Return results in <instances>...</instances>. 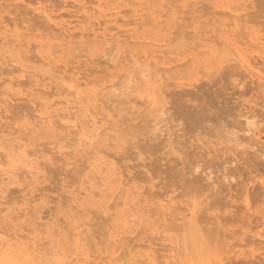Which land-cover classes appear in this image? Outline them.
<instances>
[{
  "label": "rangeland",
  "instance_id": "obj_1",
  "mask_svg": "<svg viewBox=\"0 0 264 264\" xmlns=\"http://www.w3.org/2000/svg\"><path fill=\"white\" fill-rule=\"evenodd\" d=\"M106 1L111 6L105 3ZM185 1L0 0V144H2L0 145V162L1 159L6 162L8 157L1 158V156L7 155L9 153L7 150L10 148L11 151L19 143H27L25 145L27 151L32 153L34 150L36 152L29 158L38 154L36 155L37 159L34 158L33 160L32 173L28 169L25 170L26 168L20 167L24 174L21 170L18 171L16 183L13 182L16 180L15 178L14 180L13 178H6L4 171L2 172V169L9 168L10 164L6 165L9 161L6 163L1 162L2 165L0 163V193H2L0 195V237L9 236L12 242L16 243L18 241L17 243L24 248L19 253L6 250L7 252H4L6 255L0 259V263L19 264V261L25 262L27 260L25 256L34 250L30 247L33 246V243H35L34 245L39 243L40 246L39 244L36 245L39 246L38 251L40 252H38L40 256L38 261L43 258V264H57L54 258L57 251L54 250L63 249L73 259L76 257L77 252L72 253L70 250H73L77 244H82L77 251L83 253L78 252L79 260L76 261L77 264H264V0H224L223 2L226 1L225 4L221 2L222 0H187V3ZM228 2L231 4L228 5ZM83 4L85 5L84 8H82ZM107 5L110 8L107 9ZM44 11H46V14ZM87 11H89V14ZM47 14L51 18L46 16ZM231 40L232 42L235 41L237 47L234 44L231 45ZM32 43L33 45H31ZM228 43L230 44L228 45ZM213 46L218 51L217 53L212 54L209 52ZM230 47L238 48V50H235L238 55L242 54L240 49L242 52L246 51L245 56H249L250 62L254 66V72L257 73L253 74L252 71V73L249 71L250 69L248 71L247 68L244 69L245 67L243 68L242 63L238 62L235 52H232L234 50H230ZM192 49L198 54L201 53L196 55ZM206 49L210 54L205 52ZM203 50H205V53ZM146 52L150 54L149 56L151 54L152 56L153 54L159 55L158 60L165 59L168 62L169 65L161 64L163 67L159 64L160 68H172L171 65L178 63L177 66H179L186 61H189L188 64L191 63V65H186V62L185 66L177 67L171 71V77L169 76L170 71V73L164 72V74L161 72V76H166V78L164 76L163 78L167 82L165 79H161L162 77L160 80L162 82L164 80L167 86L165 88V82H161L162 84L159 85L160 91H156L155 86L142 76H140L142 78H139L141 80L139 81V87L131 89L126 94L119 93L115 89L110 90L108 86L117 81L118 74L127 72L125 67H129L127 62L135 61L139 58V54H141V60L146 59L147 56L145 55H148ZM159 53H162L163 56ZM190 53L192 54L190 55ZM185 55L193 60L190 62ZM168 56H172L173 59ZM179 57L183 58L182 61L179 60ZM229 57L233 59L230 60ZM156 59L153 57L151 61L153 60L156 63ZM225 59L227 61H223ZM238 65L242 67L240 68ZM122 67L123 70L124 67L126 69L123 72H121ZM156 68L157 65L152 68L153 70L151 69L152 72ZM104 79L106 80L104 81ZM78 81L80 84L77 85L76 82ZM172 81L178 84L173 85ZM104 82L106 84L103 86ZM168 82H171L172 85ZM74 84L76 87L71 88ZM74 89H79L82 98L84 96L90 98L94 96L90 100V103L95 102L91 108L93 111L98 112L97 119L102 120L100 125L102 129L100 127L98 131L100 129L104 130V126L107 127V131L104 130L105 135L102 131L103 136H99L101 138L97 137L98 134L97 136L94 135L100 141L102 139L101 142L95 137L94 139L91 138V142L90 140L89 142L86 140L87 143L86 141L81 142L83 136L78 135V132L75 134L80 127H88V124L92 123L89 122L90 115H88L89 113L85 108H71L76 104L70 107L65 103L64 99H74L76 93L71 96ZM150 89L154 91V95ZM189 91L191 92L190 96L187 93ZM184 93L185 95H183ZM173 94L174 96H172ZM177 94L178 96L175 98ZM166 95L167 97H165ZM179 95L181 96L179 97ZM157 97V103L152 106L149 100ZM195 97H198V100ZM173 99L175 100L173 101L175 106L182 103V100L195 99V103H203L202 105L206 109L201 108L202 106L200 110L198 108L195 123L190 121L193 122V125L190 123L186 127L188 123H185V125L178 124V120L181 119L182 122H187L186 118L184 120V116L181 117V114L178 113L179 111L183 112L181 108L177 106L178 108L175 107L173 110L178 109V112L171 111V108L174 107L173 102L171 103ZM180 99L182 100L179 101ZM97 100L98 103H96ZM50 103L54 106L52 107ZM187 103L192 105L193 102L187 101ZM169 106L172 107L169 108ZM145 108L147 110H144ZM160 108H168L169 111H166L167 113L161 112ZM53 109L56 112H53ZM73 110H76L75 113ZM99 110H101V113ZM67 112H70L71 115H67ZM170 112L173 115H171L172 119L176 118L174 121L169 120V118L171 119ZM43 113H47V115L45 114L42 118ZM72 113L74 114L72 115ZM61 114L62 116H60ZM46 116H54L50 118L51 121L55 122L51 123V125L54 124V128L52 126L50 130L46 129L44 122ZM28 118L30 119L28 120ZM69 118L76 119L68 122L71 120ZM164 118H167V120ZM38 119L42 120L38 121ZM79 121H82L81 124ZM116 121L119 125L116 124ZM35 123H40L41 127L43 126L44 128H42L46 130L42 131L43 129L39 128L40 125H35ZM74 123L78 125L75 127L76 130L70 125ZM135 123L138 126H135ZM110 124L112 125L110 126ZM113 124L117 128H114ZM24 125L26 129L23 127ZM65 125L66 127H64ZM21 127L25 131L20 130ZM31 127L32 131H29L28 128ZM15 128L17 130H14ZM64 128L67 130L65 133ZM39 129H42V134ZM71 129L72 132H70ZM67 132H69V135ZM2 133L4 136H1ZM23 135H25L24 138ZM65 135L67 136L65 137ZM5 137L11 138L5 140ZM16 143L18 144L16 145ZM58 143L60 145L61 143L62 145L66 144V146L63 145L64 147H60L59 150ZM5 145H8L7 148ZM149 146H152L153 149ZM172 146L176 153H181L182 159L185 160L184 164L189 161L192 162L193 159L195 165H191V168L193 169L197 165V169L196 167L195 170L193 169L195 171L193 174H196V171L199 170V172H203L200 173V176L202 178L205 176L204 179H200L202 182L200 181L201 185L198 186L199 188L197 187L198 191L196 182L192 184L191 181V183H182L183 186L180 188L189 191V194L184 195L186 199L182 196L183 199L189 201L187 207H191L190 202L192 205L194 200L201 202L200 200H205L206 196L208 197L207 201H202L204 204L206 203L209 211L204 210L205 213L203 212L205 215L202 216H205L206 220L201 222V224L204 223L199 236L194 235V233H191V236L188 231L183 229L165 228L166 226L160 225L163 222L160 216L165 217V214L167 215L170 212V210L167 211V207L164 205L170 199L166 194L172 193L173 186L171 184L174 183V178L176 182L178 181L176 175H179L178 173L185 166L178 160L177 154L170 152ZM232 148L234 149L232 150ZM47 149H50V151ZM146 149L148 154L147 152L143 153ZM97 152L103 158L105 157L104 159L110 158V165L107 166L112 172L107 170L109 176H107L106 170H103V174L100 172L101 175L99 173V171H102L100 167L95 169L98 166L94 162ZM141 152L142 156H139ZM192 157L197 160L195 161ZM223 157H226V159ZM149 163H151L152 168ZM148 166L150 168H147ZM37 169L39 172H37ZM102 169H105L104 166ZM117 169H119V172ZM178 169H180V172H178ZM211 170L212 172H210ZM204 171H207V173ZM26 173L30 176L34 173L35 175L32 176L34 178L32 179ZM117 173L120 176L123 175L122 178L118 177ZM22 174L28 177L23 178ZM207 174L212 175V178L208 177ZM1 175L4 176V179ZM130 178H135L134 181L138 182L135 184L136 186ZM163 178H165L164 180L171 178L172 183L168 182L170 180L164 181ZM107 179L111 181L105 184ZM121 180H124V185L126 184L124 187ZM212 180L215 184L220 182L216 187L220 188L222 186L223 191L221 194L224 193V196L227 194L228 197L223 196V199L219 194L218 197L221 199L218 198V202L217 200L214 201L216 195L214 196L213 193L210 195V192L209 195H206L209 193L206 187L207 182ZM118 181H121V183ZM158 181L161 183L159 184ZM112 182L117 184L113 183L111 185ZM127 182L130 183L129 186ZM165 183L171 185V187L168 185L171 190L165 186ZM164 187L169 189L170 192L167 193ZM174 187L176 189V186ZM202 187H204L203 190H201ZM193 188L194 190H192ZM211 188L209 187V189ZM129 189L133 194H128L130 193ZM132 190L134 191L132 192ZM145 190L149 193L144 192ZM137 191L139 193L141 191L143 195H138ZM150 191H155L153 192L155 194L158 192L156 194L158 199H155V194L153 195ZM150 194L153 196H150ZM145 197H154L158 204H163L164 215L161 210L148 212L149 209H152V207L154 209L157 206L153 203L148 205L144 201ZM78 198L81 200H78ZM114 198H116L115 201ZM141 198L144 200L140 201ZM182 198L179 197L176 201ZM154 199L151 201L153 202ZM4 201L7 203H4ZM135 201L137 207L134 204ZM186 201L180 203L181 207L176 208L175 213H183L185 206L182 205H185ZM130 203L133 204L131 208ZM210 204L212 207L209 206ZM175 205L171 208L172 210L176 207ZM23 206L25 207L22 208ZM142 208L145 213L140 212ZM239 209L241 210L239 211ZM172 210L171 213L174 212ZM130 212L134 215H146L148 218H143V221L138 220L137 217L132 218ZM100 214H103L102 217ZM177 215L180 216V214ZM210 215L212 218L218 216L224 222V224L222 222L223 227L229 223H227L228 219L229 224L232 222L233 227L232 224L225 226L224 228L227 229L222 230V232L224 231L223 234H220V231L218 233L212 231L211 235L213 237L211 236L210 240V230L204 228L208 227L205 226L207 225L205 223L208 221L207 217H211ZM232 215L234 218H232ZM212 218L209 222L214 219ZM133 219L135 221L132 222ZM137 221H142V223H136ZM209 225V227L212 226ZM78 226L80 230H77L79 229ZM241 227L242 229H239ZM49 230L51 231L49 232ZM231 230L232 232H230ZM17 231L18 237H12V234L14 235V232ZM244 232L249 237L248 239ZM207 233L209 237H207ZM241 233L242 235H240ZM75 234L78 236H75ZM235 234L236 236H234ZM82 237L87 239L82 240ZM170 237H172V241ZM200 237H203V239ZM238 237H240L239 240ZM51 240H55L59 247L56 248V244ZM238 242L240 243L238 244ZM209 245L212 246L209 248ZM25 249L30 250V252Z\"/></svg>",
  "mask_w": 264,
  "mask_h": 264
},
{
  "label": "bare ground",
  "instance_id": "obj_2",
  "mask_svg": "<svg viewBox=\"0 0 264 264\" xmlns=\"http://www.w3.org/2000/svg\"><path fill=\"white\" fill-rule=\"evenodd\" d=\"M187 1V0H186ZM185 1V2H186ZM221 1V0H220ZM224 0H222L221 2L222 3H224L225 4V2H223ZM228 1V0H227ZM230 1V0H229ZM233 1V0H232ZM105 3H108L107 1L105 2ZM187 3V2H186ZM229 3V2H228ZM108 4H110V3H108ZM231 3H229L228 5H230ZM100 5V4H99ZM101 5H103V4H101ZM53 6V5H52ZM108 6V5H107ZM110 6H111V4H110ZM110 6H108L107 7V9L108 8H110ZM47 7V6H46ZM85 7V5L83 4V7L82 8H84ZM187 7V6H186ZM229 7V6H228ZM231 7V6H230ZM102 8H104V7H102ZM115 8V7H114ZM49 9V8H48ZM86 9V8H85ZM113 9V8H112ZM111 10V9H110ZM48 11V10H47ZM45 12V14H46V11H44ZM89 11H87V13H88ZM89 14V13H88ZM92 15V14H91ZM46 16H49L48 14L46 15ZM30 17V16H29ZM90 17V16H89ZM49 18H51L50 16H49ZM34 19V18H33ZM7 33V32H6ZM97 33V32H96ZM18 38V37H17ZM100 38V37H99ZM19 39H20V37H19ZM18 39V40H19ZM22 39V38H21ZM17 40V39H16ZM15 41V40H14ZM165 41V40H164ZM21 42V41H20ZM229 42V41H228ZM234 42V43H233ZM232 42V40L230 41V43H231V45H235L236 47H237V44H235V41H233ZM48 43V42H47ZM230 43H228V45L230 44ZM21 45H22V43H21ZM20 45V46H21ZM31 45H33V43L31 44ZM41 45V44H40ZM39 45V46H40ZM43 45V44H42ZM219 46H221V45H219ZM139 47V46H138ZM233 47V46H232ZM232 47H230V50L231 49H233L234 51H232L234 54H236V51L235 50H238V48L237 49H234V48H232ZM239 47V46H238ZM191 48V47H190ZM203 48V47H202ZM207 48H209V47H207ZM229 49V48H228ZM240 49V48H239ZM140 50V49H139ZM193 50V49H192ZM196 50V49H195ZM211 50V51H210ZM209 50V52L210 53H212V54H214V53H217L218 51H216V49H215V47L213 46V48H211ZM221 50V49H220ZM219 50V51H220ZM142 51V50H141ZM158 51V50H157ZM191 51V50H190ZM194 51V50H193ZM193 51H192V53H193ZM205 50H203V52H204ZM208 50L206 49V51L205 52H207ZM54 52V51H53ZM163 52V51H162ZM195 53L194 54H196V55H199L201 52H199V54L196 52V51H194ZM204 52V53H205ZM209 52H207L208 54H210ZM238 52V51H237ZM240 52L243 54H236L235 56L237 57V59L239 60L238 62H240V63H242V65H243V68L244 69H246L247 68V71H248V69H250L249 71L251 72H253V74L254 73H257V72H254V66H253V64L250 62V59H249V56H245V54H246V51H241V49H240ZM147 53V52H146ZM154 53V52H153ZM192 53H190V55L192 54ZM54 54H56V53H54ZM148 55H145V56H147V58L146 59H144V60H141V54H139L138 56H139V58H137L135 61L133 60L132 62L131 61H129V62H127V63H129V67H127V66H125L126 67V69H127V72H123L124 70H126L125 69V67H124V70H123V67H122V71L121 72H123V74H118L119 75V78H118V76H116L115 78L117 79V81L116 82H114V83H111L110 84V86H108V88H110V90L112 89H115V90H117V92H119V93H124V94H126L127 92H129L131 89H135L136 87H139V81H141L139 78H144L145 77V79H147V80H149V82H151V84L153 85V86H155V89H156V91L158 90V91H160L161 90V88H159L160 86V84H162V83H164L165 81L163 80V82H162V80H160V78L161 79H165L166 78V76H164V75H162L161 76V74L163 73L164 74V72H171L172 70H174V69H176L177 67H183V66H185V63H186V65L188 64V62L189 61H186V59L187 60H190V58H187V56H186V59H185V61L186 62H183V63H181L179 66H177L178 65V63H176L175 65H171L170 67H172V68H169V67H167V68H162L163 66V64L164 65H166V64H168V62L165 60V59H162V60H158V56H156L155 54H153V56H152V54H151V56H149L150 54L149 53H147ZM159 54H161L162 55V53H159ZM183 54V53H182ZM193 54V55H194ZM248 54V53H247ZM156 57H155V56ZM192 55V56H193ZM196 55H194V56H196ZM51 56V55H50ZM137 56V57H138ZM142 56H143V58H144V55H143V53H142ZM149 56V57H148ZM163 56V55H162ZM167 56V55H166ZM193 56V57H194ZM226 56V55H225ZM157 58L156 60V63L153 61H151V59L152 58ZM169 57V56H168ZM168 57H166V58H168ZM172 57V56H171ZM171 57H169V58H171ZM181 57V56H180ZM179 57V58H180ZM189 57V56H188ZM165 58V57H164ZM175 58V57H174ZM195 58V57H194ZM225 58V57H224ZM230 58V60L231 59H233V58H231V57H229ZM46 59H47V57H46ZM129 59V58H128ZM130 59H132V58H130ZM172 59H173V57H172ZM181 59H183V58H180L179 60L180 61H182ZM227 59V58H226ZM223 60V61H227V60ZM236 59V60H237ZM23 60V59H22ZM52 60V59H51ZM50 60V61H51ZM63 60H64V58H63ZM168 60V59H167ZM175 60V59H174ZM174 60H172V61H174ZM191 60H193L192 58H191ZM191 60H190V62H191ZM195 60V59H194ZM198 60V59H197ZM229 60V59H228ZM124 61V60H123ZM170 61H171V59H170ZM170 61H169V63H170ZM196 61V60H195ZM234 61V60H233ZM53 62V61H52ZM229 62V61H228ZM228 62H226V63H228ZM237 62V63H238ZM51 63V62H50ZM65 63V62H64ZM127 63H126V65H127ZM240 63H238L239 65H240ZM155 64V65H154ZM162 66L161 68L159 67L160 65ZM170 64H172V62L170 63ZM174 64V63H173ZM236 64V63H235ZM256 64V63H255ZM254 64V65H255ZM120 65V64H119ZM122 65V64H121ZM124 65V64H123ZM157 65V68H156V70H154V72H152V68H154L155 66ZM159 65V66H158ZM169 65V64H168ZM189 66L191 65V63L190 64H188ZM238 65V67H240ZM262 65V64H261ZM216 66V65H215ZM227 66V65H226ZM232 66V65H231ZM118 67V66H117ZM208 67V66H207ZM230 67V66H229ZM242 67V66H241ZM240 67V68H241ZM129 68V69H128ZM160 68V69H159ZM202 68V67H201ZM200 68V69H201ZM204 68V67H203ZM227 68V67H226ZM152 69V70H151ZM202 70V69H201ZM117 71H118V69H117ZM200 71V70H199ZM203 71V70H202ZM256 71V70H255ZM262 71V70H261ZM264 71V70H263ZM119 72V71H118ZM162 72V73H161ZM169 72V73H170ZM187 72V71H186ZM205 72H206V68H205ZM210 72V71H209ZM251 72V73H252ZM116 73V72H115ZM152 73V74H151ZM161 73V74H160ZM258 73H259V71H258ZM74 74H76V73H74ZM171 74H172V72L170 73V77H171ZM204 74V73H203ZM207 74V73H206ZM260 74V73H259ZM257 75V74H256ZM261 75V74H260ZM75 76V75H74ZM109 76H110V73H109ZM112 76V75H111ZM140 76H142V77H140ZM163 76L165 77V78H163ZM175 76V75H174ZM75 78V77H74ZM73 78V79H74ZM169 78V77H168ZM80 79V78H79ZM112 79V78H111ZM111 79H109V81H111ZM114 79V78H113ZM171 79V78H170ZM202 79V78H201ZM78 80V79H77ZM77 80H74V81H77ZM80 80H82V79H80ZM97 80V79H96ZM106 79H104V81H105ZM108 80V79H107ZM166 80V79H165ZM102 81V80H101ZM114 81V80H113ZM93 82V81H92ZM162 82V83H161ZM166 82H167V80H166ZM166 82L164 83V87L166 88ZM173 82V81H172ZM75 83V82H74ZM77 83V85L78 84H80L79 83V81L78 82H76ZM96 83V82H95ZM100 83V82H99ZM169 83V82H168ZM171 83V82H170ZM169 83V84H170ZM174 83V82H173ZM106 83L104 82L103 83V86L105 85ZM150 84V83H149ZM150 84V85H151ZM175 84H178V83H174L173 85H175ZM185 84V83H184ZM193 84V83H192ZM95 85V84H94ZM149 85V86H150ZM170 85H172V84H170ZM182 85V87H183V83L181 84ZM180 85V86H181ZM188 85V84H187ZM194 85H196V84H194ZM71 86V85H70ZM153 86H151L153 89H154V87ZM162 86V85H161ZM169 86V85H168ZM179 86V87H180ZM197 86H199V85H197ZM204 86V85H203ZM76 87V85L74 84V85H72L71 86V88H75ZM163 87V86H162ZM177 87V86H176ZM99 88V87H98ZM104 88H106V87H104ZM151 88V89H152ZM158 88V89H157ZM165 88H163V89H165ZM101 89V88H100ZM150 89V90H151ZM186 89V88H185ZM201 89V88H200ZM104 90V89H103ZM114 90V91H115ZM173 90V89H172ZM171 90V91H172ZM174 90H175V92H176V89H175V86H174ZM179 90V89H178ZM182 90V89H181ZM72 91V90H71ZM152 91V90H151ZM183 91H185V90H183ZM68 92V91H67ZM169 92V91H168ZM179 92V91H178ZM74 93H76V95H75V97H74V99L72 100L71 98H68L67 96H66V99L67 100H65L64 99V101H65V103H67L70 107L73 105V104H76L75 106L73 105L71 108H85L86 109V111H88V115H90L89 117H90V119H89V122H91L92 124H88V127H84V126H82V127H80V129H78L76 132H75V134L78 132V135H80V136H83V138L81 139V142H83V141H86V140H88V142H89V140H90V142L92 141L91 140V138H93L94 139V135L96 134V136H97V134H98V136L97 137H99V136H101L102 134V131H103V135H105L104 134V130H106V128L107 127H105L104 126V130H101L102 129V127L100 126L101 125V122H102V120L101 119H97V114H98V112H96V111H93V109L91 108L93 105H94V103L95 102H93V103H90V100L94 97H92V98H90L89 96H84L83 98L81 97V92L79 91V89H74V91H72V95L71 96H74L73 94ZM140 93V92H139ZM164 93H166V92H164ZM173 93V92H172ZM187 93H189V95L188 96H190V91L189 92H187ZM187 93H186V95H187ZM196 93V92H195ZM5 94V93H4ZM152 94L154 95L155 93H154V91H152ZM166 94H168V93H166ZM176 94V93H175ZM203 94V93H202ZM1 95H3V94H1ZM67 95V94H66ZM70 94L68 93V96H69ZM138 95V94H137ZM140 95V94H139ZM183 95H185V93L183 94ZM193 95V94H192ZM92 96V95H91ZM172 96H174V94L172 95ZM178 96V94L175 96V98ZM181 95H179V97H180ZM143 97V96H142ZM161 97V96H160ZM165 97H167V95L165 96ZM63 98V97H62ZM76 98V99H75ZM115 98V97H114ZM114 98H112V99H114ZM140 98H141V95H140ZM169 98V97H168ZM167 98V99H168ZM174 98V97H173ZM174 98V99H175ZM194 98V97H193ZM196 98V97H195ZM198 98V97H197ZM196 98V99H197ZM78 99V100H77ZM150 99V98H149ZM157 99H158V97L157 98H153V99H151V100H149V103H151V105L152 106H154L156 103H157ZM171 100V103L173 102V101H175V100ZM179 99V98H178ZM183 99H184V97H183ZM2 100V99H1ZM6 100V99H5ZM61 100V99H60ZM60 100H58V101H60ZM94 100H96V99H94ZM101 100V99H100ZM120 100H122V99H120ZM126 100V99H125ZM182 99H180L179 101H181ZM186 101H184V100H182V103H179V105H177L179 108H181V111H183L182 113L179 111H177L178 109V107L177 106H175V102H173L172 103V105L174 104V107H170L169 106V108H171V111H177L179 114H181L180 116L181 117H183L184 116V120H185V118H186V120H187V122H182V119L181 118H178V119H181V120H178L177 122H178V124H180V125H185V123H188L187 125H186V127L191 123L190 121H195V119H196V117L198 116V108H199V110L201 109V108H203L204 107V105H202V104H197V103H195V99L193 100V99H185ZM198 100V99H197ZM4 101V100H3ZM56 101V100H55ZM54 101V102H55ZM118 101V100H117ZM146 101H147V99H146ZM177 102H178V100H176ZM187 101L189 102V101H191V103H192V105H190V103L188 104L187 103ZM201 101H203V100H201ZM45 102V101H44ZM52 102V101H51ZM62 102V101H61ZM60 102V103H61ZM120 102V101H119ZM126 102H127V100H126ZM125 102V103H126ZM169 102V101H168ZM204 102V101H203ZM207 102V101H206ZM206 102H205V105H206ZM7 103V102H6ZM59 103V102H58ZM63 103V102H62ZM96 103H98V100H97V102ZM148 103V102H147ZM148 103V104H149ZM10 104V103H9ZM9 104H8V106H9ZM51 104V106H52V103H50ZM50 104H48V106L50 105ZM53 104H56V103H53ZM66 104V106L69 108V106ZM144 105H146L145 103H143ZM176 104H178V103H176ZM188 104V105H187ZM5 105V104H4ZM44 105V104H43ZM42 105V106H43ZM101 105V104H100ZM150 105V104H149ZM41 106V107H42ZM45 106L47 107V105H46V102H45ZM54 106V105H53ZM52 106V107H53ZM56 106V105H55ZM65 106V107H66ZM102 106V105H101ZM117 106V105H116ZM138 106V105H137ZM141 106V105H140ZM202 106V107H201ZM207 106V105H206ZM7 107V106H6ZM50 107V106H49ZM104 107V106H103ZM144 107V106H143ZM175 107H177L176 109L177 110H173V108H175ZM201 107V108H200ZM51 108V107H50ZM56 108V107H55ZM62 108H64V107H62ZM97 109H98V107H96ZM117 108H118V106H117ZM142 108V107H141ZM147 108V107H146ZM144 109V110H147V109ZM205 109H206V107H204ZM67 109V108H66ZM84 109V110H85ZM123 109V108H122ZM143 109V108H142ZM161 109V108H160ZM168 108H163V109H161V112H168L169 111V109L167 110ZM19 110H21V109H19ZM40 110V109H39ZM38 110V111H39ZM43 110V109H42ZM41 110V111H42ZM90 110V111H89ZM102 110V109H101ZM101 110H99V112L101 111ZM106 110V109H105ZM125 110V109H124ZM135 111H136V108L134 109ZM150 110V109H149ZM203 110V109H202ZM2 111V110H1ZM55 111V109H53V112ZM67 111V110H66ZM72 111V110H71ZM76 111V110H75ZM75 111L73 110V112L75 113ZM92 111V112H91ZM141 111V110H140ZM20 112H22V111H20ZM56 112V111H55ZM139 112V111H138ZM142 112H145V111H142ZM142 112H140V113H142ZM166 112V113H167ZM22 113H24V112H22ZM68 114L67 115H71L70 114V112H67ZM74 113H72V115L74 114ZM77 113V112H76ZM84 113H85V111H84ZM101 113V112H100ZM99 113V114H100ZM118 113V112H117ZM134 113V112H133ZM149 113V112H148ZM171 113V112H170ZM169 113V114H170ZM205 113V112H204ZM46 115H47V113H45ZM44 113H43V115H42V118H43V116L45 115ZM63 114V113H62ZM62 114L60 115V116H62ZM104 114V113H103ZM135 114H136V112H135ZM144 114V113H143ZM169 114H168V116H169ZM26 115H28V114H26ZM64 115V114H63ZM66 115V116H67ZM78 115H79V113H78ZM77 115V116H78ZM106 115V114H105ZM123 115V114H122ZM130 115V114H129ZM172 115V113L170 114V116ZM183 115V116H182ZM75 116H76V114H75ZM100 116V115H99ZM132 116V115H131ZM134 116V115H133ZM169 116V117H170ZM173 116V115H172ZM172 116H171V119L169 118V120H175L174 118L172 119ZM203 116V115H202ZM207 116V115H206ZM27 117V116H26ZM36 117V116H35ZM51 117H54V116H46V118H45V124H46V129L47 130H50L51 129V127L54 125H51V123H55V122H53V121H51ZM59 117V116H58ZM74 117V116H73ZM81 117V116H80ZM88 117V118H89ZM104 117V116H103ZM175 117V116H174ZM65 118V117H64ZM67 118V117H66ZM78 118V117H77ZM82 118H83V116H82ZM121 118V117H120ZM131 118V117H130ZM210 118V117H209ZM30 118H28V120H29ZM34 119V118H33ZM49 119V120H48ZM55 119V118H54ZM69 119H71V120H69ZM68 120V122H70V121H74L76 118H74V120L72 119V118H69ZM165 119V118H164ZM211 119V118H210ZM26 120V119H25ZM40 119H38V121H39ZM42 120V119H41ZM40 120V121H41ZM82 120V119H81ZM128 120V119H127ZM165 120H167V118L165 119ZM27 121V120H26ZM63 121H65V120H63ZM82 121H84V120H82ZM81 121V122H82ZM126 121V120H125ZM189 121V122H188ZM29 122V121H28ZM32 122V121H31ZM66 122V121H65ZM80 122V121H79ZM81 122H80V124H81ZM112 121L110 120V123H111ZM135 122V121H134ZM192 122V123H193ZM78 123V122H77ZM77 123H74V124H70V125H72V127L73 128H75L76 126H78L77 125ZM86 123H87V121H86ZM115 123V122H114ZM123 123V122H122ZM126 123V122H125ZM127 123H129V121H127ZM133 123V122H132ZM131 123V124H132ZM140 123V122H139ZM191 123V124H192ZM195 123V122H194ZM30 124V123H29ZM33 124V123H32ZM31 124V125H32ZM37 123H35V125H36ZM39 125H40V123H38ZM37 124V125H38ZM43 124V123H42ZM58 124V123H57ZM61 124V123H60ZM116 124H117V121H116ZM134 124V123H133ZM136 124V123H135ZM154 124V123H153ZM160 124V123H159ZM165 124V123H164ZM177 124V125H178ZM69 125V124H68ZM67 125V126H68ZM112 124H110V126H111ZM114 126H115V124H113ZM117 125H119V124H117ZM121 125H123V124H121ZM180 125H178V126H180ZM193 125V124H192ZM191 125V126H192ZM90 126V127H89ZM108 126V125H107ZM110 126H109V128H110ZM124 126H125V124H124ZM135 126H138L137 124L135 125ZM213 127H215L214 125H212ZM218 126V125H217ZM24 128H25V125L23 126ZM36 127V126H35ZM39 127V126H38ZM43 127V126H42ZM41 127V125H40V127L39 128H42ZM64 127H66V125L64 126ZM85 129H84V128ZM101 127V131L99 130L98 131V129ZM175 127V126H174ZM185 127V128H186ZM225 127V126H224ZM24 128H22L21 127V129L20 130H23V131H25L24 130ZM44 128V127H43ZM42 128V129H43ZM53 128H54V126H53ZM72 128V129H73ZM87 128H89V129H87ZM114 128H117L116 126L114 127ZM124 128V127H123ZM123 128H122V130H123ZM126 128V127H125ZM26 129V128H25ZM31 129V130H30ZM34 129V128H33ZM42 129H39L40 130V133H41V130ZM45 129V130H46ZM72 129H71V131L70 132H72ZM14 130H17L16 128L14 129ZM28 130L29 131H32V127L31 128H28ZM44 129L42 130V131H45ZM74 130V129H73ZM75 130H76V128H75ZM120 130V129H119ZM129 130V129H128ZM169 130V129H168ZM182 130V129H181ZM67 130H65V128H64V133L66 132ZM107 131V130H106ZM178 131V130H177ZM184 131V130H183ZM2 132V131H1ZM14 132H16V131H14ZM13 132V133H14ZM99 132H100V135H99ZM123 132V131H122ZM30 133V132H29ZM68 133V135H69V132H67ZM91 133V134H90ZM235 133H236V131H235ZM15 134V133H14ZM42 134V133H41ZM145 134V133H144ZM185 134V133H184ZM46 135V134H45ZM102 135V136H103ZM106 135H108V134H106ZM241 135V134H240ZM1 136H4V134L2 133L1 134ZM14 136V135H13ZM39 136V135H38ZM67 135H65V137H66ZM101 136V137H102ZM185 136V135H184ZM17 137V136H16ZM25 137V135H23V138ZM70 137V136H69ZM84 137H85V139H84ZM97 137H95V138H97ZM101 137H99V138H101ZM104 137H106V136H104ZM182 137V136H181ZM258 137V136H257ZM7 138L8 137H5V140H7ZM9 138H11V137H9ZM8 138V139H9ZM14 138V137H13ZM18 138V137H17ZM37 138V137H36ZM63 138V137H62ZM99 138H97L99 141H100V139ZM138 138V137H137ZM180 138V137H179ZM21 139V138H20ZM27 139V138H26ZM117 139V138H116ZM115 139V140H116ZM10 140V139H9ZM8 140V141H9ZM178 140V139H177ZM77 141L78 142H80L78 139H77ZM95 141V140H94ZM97 141V140H96ZM101 141H102V139H101ZM100 141V142H101ZM131 142H132V140H130ZM264 142V141H263ZM86 143H87V141H86ZM144 143H146L145 141H144ZM18 143H16V145H17ZM27 144V143H26ZM25 143L24 144H21V143H19L14 149H16V150H14L13 148H12V150L10 151V148H9V150H7V151H9V153L6 155V154H4L3 156H1V158L2 157H4V156H6V157H8L6 160V162H8L6 165H8V164H10V166H9V168L8 167H6V165H5V167L6 168H8V169H2V172L4 171V175H6V178H10V179H12L13 178V180H14V178L16 179L15 181H13L14 183H16V181H17V177H18V171L19 170H21L20 169V167H22V168H26L25 170H29L31 173H32V169H33V160H34V158H36L37 156L36 155H38V154H36L34 157H32V158H29L30 156H32L33 154H35L36 152H34V150L32 151V153H30V151H27L28 149H26V147H25V145H26ZM59 144V150H60V147L61 148H63L64 146H66V144H63L62 145V143H61V145H60V143H58ZM77 144V143H76ZM0 145H2V144H0ZM15 145V144H14ZM180 145V144H179ZM238 145V144H237ZM240 145V144H239ZM6 146V145H5ZM5 146H4V148H5ZM8 146V145H7ZM7 146H6V148H7ZM58 146V145H57ZM57 146H55V147H57ZM63 146V147H62ZM153 146V145H152ZM151 146V147H152ZM262 146V145H261ZM3 147V146H2ZM18 147V148H17ZM37 147V146H36ZM136 147V146H135ZM142 147V146H141ZM147 147V146H146ZM150 147V146H149ZM150 147V148H151ZM234 147V146H233ZM58 148V147H57ZM151 149H153V148H151ZM234 148H232V150H233ZM258 149V148H257ZM48 150V149H47ZM245 150V149H244ZM4 151V150H3ZM3 151H1V152H3ZM36 151H38V150H36ZM41 151V150H40ZM48 151H50V149L48 150ZM142 151V150H141ZM179 151V150H178ZM243 151V150H242ZM47 152V151H46ZM143 152V151H142ZM142 152H141V155H139V156H142ZM145 152H147V154H148V151H147V149L146 150H144V152L143 153H145ZM170 152H174V154H177V157H178V160L181 162V164H184V161L185 160H183L182 159V157H181V153L179 154V153H176V150H174V147L172 146L171 147V151ZM185 152V151H184ZM246 152V151H245ZM54 153V152H53ZM98 153V152H97ZM151 153V152H150ZM182 153H183V151H182ZM1 154V153H0ZM50 154V153H49ZM52 154V153H51ZM50 154V155H51ZM55 154V153H54ZM137 154H139V153H137ZM152 154V153H151ZM184 154V153H183ZM191 155H192V153H190ZM190 154H189V156H190ZM236 154H238V153H236ZM245 154V153H244ZM49 155V156H50ZM96 155V154H95ZM186 155V154H185ZM194 155V154H193ZM138 156V155H137ZM175 156V155H174ZM174 156H172V157H174ZM224 156H226V155H224ZM229 156H231V155H229ZM92 157V156H91ZM227 157H228V155H227ZM56 158V157H55ZM105 158V157H104ZM103 158V156L102 155H100V153H98L97 155H96V158H95V160H94V162H96V165H98L97 167H96V165H95V169H97L98 167H100V169L102 170V171H99V173L101 172L102 174H103V170H106V174L108 173V171H111L112 172V170L108 167L109 165H110V158L109 159H104ZM186 158H187V155H186ZM192 158H194V157H192ZM223 158H225L226 159V157H223ZM37 159V158H36ZM147 159V158H146ZM176 159V158H175ZM185 159V158H184ZM190 159V158H189ZM195 159V158H194ZM3 159H1V162L3 163V162H5V161H2ZM115 160V159H114ZM148 160V159H147ZM151 160V159H150ZM173 160V159H172ZM171 160V161H172ZM191 160V159H190ZM197 159H195V161H196ZM223 160V159H222ZM228 160V159H227ZM232 160V159H231ZM237 161H238V158L236 159ZM36 161V160H35ZM174 161H176V160H174ZM0 162V163H1ZM5 162V163H6ZM151 162H153V161H151ZM192 162H193V159H192ZM192 162H187L186 164H184V165H182V166H184L182 169L183 170H181V172L179 171L180 169H178V172H180V173H178L179 175H176V176H178V181L176 182V180H175V178H174V183L173 184H175V185H173V184H171L172 182H171V178H167L166 180H170V181H168V182H170V184L173 186V190H172V193H170V194H166L168 197H170V199H169V202H167V203H165L164 205H165V207H167V211L169 212V210H170V212L166 215L165 214V217L164 216H160V218H162V220H163V222H162V224H160L161 226L162 225H164V226H166L165 228H177V229H183V230H186V231H188L189 233H190V235L192 236V234L194 233V235L196 234V235H198L199 236V233H200V231L202 230V225H203V223L201 224V222L202 221H204V220H206V218H205V216H202V215H205L204 213H205V211L204 210H208L209 208L206 206V203L204 204L202 201H205L208 197L206 196V198H205V200H200L201 202H198V201H196V200H194L193 202H192V205H191V202H190V206L191 207H187L188 206V204H189V201H186L185 199H186V197L184 196V195H186V194H189V191H187L186 189L184 190V189H180V188H182V183L184 184L185 182L186 183H188V182H192V184H194V182H196V189H197V191H198V186L199 185H201L200 183L202 182V180H200L202 177L200 176V173L202 172V171H200L199 172V170L198 171H196V174H193L195 171V167H196V169H197V165L195 166V167H193V169L191 168V165H193L194 164V162L192 163ZM234 162V161H233ZM236 162V161H235ZM2 163H1V165H2ZM196 163V162H195ZM227 163V162H226ZM90 164V163H89ZM93 164H95V163H93ZM116 164V163H115ZM150 165V167L152 168V166H151V163H149ZM169 164V163H168ZM176 164H177V162H176ZM180 164V165H181ZM222 164H223V162H222ZM4 165V164H3ZM34 165H35V162H34ZM37 165V164H36ZM108 165V166H107ZM195 165V164H194ZM193 165V166H194ZM40 166V165H39ZM88 166V165H87ZM94 166V165H93ZM103 166H104V168L105 169H102L103 168ZM113 166V165H112ZM117 166V164L115 165V167ZM147 167V168H150V167ZM169 167H170V165H168ZM173 166V165H172ZM231 166V165H230ZM4 167V166H3ZM109 168V169H107V168ZM167 167V166H166ZM176 167H177V165H176ZM39 168V167H38ZM117 168V167H116ZM119 168V167H118ZM171 168V167H170ZM173 168V167H172ZM168 169V168H167ZM175 169V168H174ZM188 169V170H187ZM219 169V168H218ZM221 169V168H220ZM224 169V168H223ZM235 169V168H234ZM259 169V168H258ZM32 170V171H31ZM108 170V171H107ZM145 170H147L146 168H145ZM186 170V171H185ZM193 170V171H192ZM226 170V169H225ZM233 170V169H232ZM251 170H252V168H251ZM117 171L119 172V169H117ZM171 171V170H170ZM183 171V172H182ZM214 171V170H213ZM256 171V170H255ZM262 171V170H261ZM21 172H22V170H21ZM26 172V171H25ZM37 172H39V170L37 169ZM114 172V171H113ZM121 173H122V171H120ZM147 172H148V170H147ZM168 172V171H167ZM166 172V173H167ZM204 172H206L207 173V171H204ZM210 172H212V170L210 171ZM254 172V171H253ZM263 172H264V170H263ZM23 173V172H22ZM41 173V172H40ZM97 173H98V170H97ZM100 173V174H101ZM170 173V172H169ZM203 173V172H202ZM222 173V172H221ZM256 173H259V172H256ZM24 174V173H23ZM22 174V176H24ZM26 174H28V173H26ZM34 174V173H33ZM33 174H32V176H33ZM38 174V173H37ZM101 174V175H102ZM105 174V173H104ZM120 174V173H119ZM176 174H177V172H176ZM223 174V173H222ZM29 175V174H28ZM35 175V174H34ZM115 175V174H114ZM118 177H120V178H122L121 176H123V175H118V173L116 174ZM167 175V174H166ZM208 175V177H211V176H209V174H207ZM215 175V174H214ZM2 176V175H1ZM21 176V177H22ZM32 176H30L29 175V177H31L32 179L34 178V177H32ZM94 176V175H93ZM107 176H109L108 174H107ZM111 176L113 177V175L111 174ZM165 176V175H164ZM224 176V175H223ZM225 176H226V174H225ZM3 177V179H4V176H2ZM28 176H24L23 178H27ZM106 177V176H105ZM104 177V178H105ZM134 177V176H133ZM171 177H172V175H171ZM207 177V178H208ZM37 178V177H36ZM94 178H95V176H94ZM97 178V177H96ZM120 178H118V179H120ZM204 178H205V176H204ZM204 178H202V179H204ZM206 178V179H207ZM212 178V177H211ZM254 178V177H253ZM90 179V178H89ZM103 179V178H102ZM109 179V178H108ZM107 179V183H105V184H108V181L110 182L111 180H108ZM111 179V178H110ZM113 179V178H112ZM130 179H132V178H130ZM135 179V178H134ZM134 179H132L131 181L132 182H135L134 181ZM165 178H163V180H164ZM209 179V178H208ZM219 179V178H218ZM8 180V179H7ZM125 180V179H124ZM124 180H121L122 181V186L124 187L125 185H124ZM162 180V181H163ZM166 180H164V181H166ZM172 180H173V178H172ZM226 180V179H225ZM257 180V179H256ZM10 181V180H9ZM19 181V180H18ZM32 181V180H31ZM104 181H105V179H104ZM113 181V180H112ZM121 181L119 182V183H121ZM201 181V182H200ZM254 181V180H253ZM5 182V181H4ZM93 182V181H92ZM129 182H130V180H129ZM127 182V184H128V186L130 185V183H132V182ZM159 182V181H158ZM167 182V183H168ZM176 182V183H175ZM190 182V183H191ZM6 183V182H5ZM114 182H112L111 183V185L113 184ZM138 182H135L134 183V185L135 184H137ZM161 182H159V184H160ZM164 183V182H163ZM167 183H165V186H167V188H169L168 187V185H170V184H167ZM185 183V184H186ZM189 183V184H190ZM208 183V185L206 186L207 188H208V194H206V195H209L210 194V192H211V194L210 195H212V193H213V195L217 198H215L214 199V201H218L219 202V200H218V198L219 199H221L220 197H218L219 196V194H221V192L223 191V189L220 187V185H219V187L222 189H220V188H218V187H216L220 182H218L217 184H215V182L212 180L211 182L209 181V182H207ZM95 184V183H94ZM110 184V183H109ZM115 184V183H114ZM117 184V183H116ZM115 184V185H116ZM5 185V184H4ZM8 185H9V183H8ZM139 185V184H138ZM154 185V184H153ZM171 185H170V187H171ZM1 186V185H0ZM108 186V185H107ZM118 186H119V184H118ZM136 186V185H135ZM152 186V185H151ZM174 186H176V189H174L175 187ZM185 186V185H184ZM203 186V185H202ZM7 187V186H6ZM121 187V186H120ZM138 187V186H137ZM193 187V186H192ZM195 187V186H194ZM198 187V188H197ZM209 187H212L211 189H209ZM252 187V186H251ZM8 188V187H7ZM163 188V187H162ZM161 188V189H162ZM185 188V187H184ZM121 189V188H120ZM119 189V190H120ZM132 189V188H131ZM131 189H129L130 190V193H128V194H133V193H131ZM164 189H165V187H164ZM170 190H171V188H169ZM169 189H165L166 191H167V193L168 192H170L169 191ZM204 189V187H202L201 188V190H203ZM255 189V188H254ZM253 189V190H254ZM257 189V188H256ZM263 189V188H262ZM5 190V189H4ZM124 190V189H123ZM136 190V189H135ZM141 190V189H140ZM189 190H190V188H189ZM192 190H194V188L192 189ZM200 190V189H199ZM206 190V189H205ZM112 191V190H111ZM134 190H132V192H133ZM166 191H165V193H166ZM191 191V190H190ZM207 191V190H206ZM255 191V190H254ZM263 191V190H262ZM94 192V191H93ZM92 192V193H93ZM99 192V191H98ZM114 192V191H113ZM144 192H148L149 193V191H144ZM153 192H155V191H153ZM152 191H150V193H153ZM74 193V192H73ZM80 193V192H79ZM90 193V192H89ZM136 193V192H135ZM158 192H156V194H157ZM203 193V192H202ZM248 193V192H247ZM250 193V192H249ZM2 193H0V195H1ZM3 194H4V192H3ZM100 194V193H99ZM105 194V193H104ZM107 194V193H106ZM124 194H125V192H124ZM137 194L138 195H140V194H142L141 193V191H140V193H139V191H137ZM136 194V195H137ZM155 193H153V195H154ZM156 194H155V196H156ZM164 194V193H163ZM201 194V193H200ZM204 194V193H203ZM263 194V193H262ZM79 195V194H78ZM84 195V194H83ZM94 195V194H93ZM143 195V194H142ZM153 195H151L150 194V196H153ZM159 195V194H158ZM191 195V194H190ZM196 195V194H195ZM225 194L223 193V195L221 194V196H222V198H223V196H224ZM239 195V194H238ZM252 195V194H251ZM257 195V194H256ZM77 196V195H76ZM135 196V195H134ZM182 196H183V198L185 197V199H183L182 198ZM188 196V195H187ZM199 196V195H198ZM202 196V195H201ZM200 196V197H201ZM226 196L228 197V195L226 194ZM226 196H224V197H226ZM87 197H89L88 195H87ZM124 197H125V195H124ZM133 197V196H132ZM159 197V196H158ZM179 197H181L182 199L180 200L179 199V201H176V199L177 198H179ZM188 197H190V196H188ZM187 197V198H188ZM254 197V196H253ZM6 198V197H5ZM93 198V197H92ZM129 198H131V197H129ZM135 198V197H134ZM151 198V199H150ZM145 197V202L146 203H148V205H149V203H153V204H155V206H157L156 208H154L153 209V207H152V209H149L148 210V212H150V211H152V210H161V213L163 214L164 213V211H163V208H164V206H163V204H158V202H156L155 201V199L157 198V196L155 197V199H154V197ZM166 198V197H165ZM191 198V197H190ZM196 198V197H195ZM257 198V197H256ZM26 199V198H25ZM28 199V198H27ZM80 198H78V200H79ZM115 199L116 198H114V201H115ZM148 199H150V200H148ZM154 199V201L152 202L151 200H153ZM158 199V198H157ZM198 199V198H197ZM224 199V198H223ZM251 199V198H250ZM2 200V199H1ZM73 200V199H72ZM81 200V199H80ZM104 200V199H103ZM129 200H131V199H129ZM140 201H143L142 200V198L141 199H139ZM138 200V201H139ZM183 200V201H182ZM186 201V204L184 205H182L183 207L185 206V208H184V210H185V213H184V210H183V213L181 214L180 212L179 213H175L176 212V208H178L179 209V206L181 207V204H182V202H185ZM208 200V199H207ZM206 200V201H207ZM252 200V199H251ZM74 201V200H73ZM132 201V200H131ZM190 201H192V200H190ZM196 201V202H195ZM211 201V200H210ZM230 201V200H229ZM77 202V201H76ZM123 202V201H122ZM155 202V203H154ZM4 203H7V202H5L4 201ZM136 201H135V205H136ZM177 203H179L178 205H177ZM181 203V204H180ZM208 203H210L209 201H208ZM231 203V202H230ZM232 203H234V202H232ZM79 204V203H78ZM115 204V203H114ZM117 204V203H116ZM131 204L132 203H130V208L131 207H133V204H132V206H131ZM176 204V205H175ZM216 204V203H215ZM26 205V204H25ZM30 205V204H29ZM108 205V204H107ZM142 205V204H141ZM148 205H147V207H148ZM174 205L176 206L173 210H174V212H172L171 213V208H173L174 207ZM208 205V204H207ZM231 205V204H230ZM235 205V204H234ZM247 205H248V203H247ZM260 205V204H259ZM22 206V205H21ZM27 206V205H26ZM80 206H81V204H80ZM84 206V205H83ZM119 206V205H118ZM128 206V207H129ZM138 206H139V204H138ZM145 206V205H144ZM154 206V205H153ZM154 206V207H155ZM178 206V207H177ZM209 206H211V204L209 205ZM213 206H215V207H217L216 205H213ZM239 206H240V204H239ZM238 206V208H240ZM253 206V205H252ZM14 207V206H13ZM25 206H23L22 208H24ZM136 207H137V205H136ZM182 207V208H183ZM207 207V208H206ZM212 207V206H211ZM210 207V208H211ZM224 207V206H223ZM232 207H233V205H232ZM244 207V206H243ZM15 208V207H14ZM19 208H21V207H19ZM18 208V209H19ZM101 208V207H100ZM181 208V209H182ZM214 208V207H213ZM218 208V207H217ZM237 208V209H238ZM242 208V207H241ZM87 209V208H86ZM102 209V208H101ZM176 209V210H175ZM236 209V210H237ZM251 209H253V208H251ZM12 210V209H11ZM16 210V209H15ZM21 210V209H20ZM134 210V209H133ZM172 210V211H173ZM211 210V209H210ZM241 209H239V211H240ZM245 210V209H244ZM8 211H9V209H8ZM24 211H25V209H24ZM137 211H139V210H137ZM142 211V213H145V212H143L144 210H143V208H142V210H140V212ZM209 211V210H208ZM224 211V210H223ZM235 211V210H234ZM238 211V212H239ZM10 212V211H9ZM29 212V211H28ZM27 212V213H28ZM178 212V211H177ZM204 212V213H203ZM12 213H13V211H12ZM102 213V212H101ZM128 213V212H127ZM131 213V216H132V218H134V217H137V219L138 220H142L143 218H148L146 215L144 216H141L140 214H136V215H134L132 212H130ZM129 213V214H130ZM139 213V212H138ZM217 213V212H216ZM226 213V212H225ZM235 214L237 213L236 211L234 212ZM248 213V212H247ZM256 213V212H255ZM121 214V213H120ZM177 214H180V216H178ZM207 214V213H206ZM228 215L230 214V213H227ZM232 214V213H231ZM234 214V216H236ZM51 215V214H50ZM55 215V214H54ZM95 215V214H94ZM97 215V214H96ZM101 215V217H102V215L103 214H100ZM164 215V214H163ZM226 215V214H225ZM9 216H11V215H9ZM27 216V215H26ZM42 216V215H41ZM52 216H53V214H52ZM105 216V215H104ZM106 216H108V215H106ZM211 216V215H210ZM219 216H222V215H219ZM233 216V215H232ZM234 216L232 217V218H234ZM238 216H240L239 214H238ZM8 217V216H7ZM91 217V216H90ZM241 217V216H240ZM239 217V218H240ZM258 217V216H257ZM12 218H13V216H12ZM15 218V217H14ZM36 218V217H35ZM110 218V217H109ZM204 218V219H203ZM208 218V221H207V223H205V224H207V225H205V226H208L207 228L206 227H204L205 229H208V230H210V232H209V235H210V237L208 236V233H207V237H209L210 238V240H211V232L213 231L214 233H218L219 231V233L220 234H223V232H222V230H226L227 228H224L225 226L227 227V225L230 223V221H228V219H227V225H224V227H223V224H224V222L223 221H221L220 220V218L218 217V216H214L213 218H212V216L211 217H207ZM210 218H212L211 220L212 221H210L209 222V220H210ZM236 218V217H235ZM239 218H237V219H239ZM259 218V217H258ZM7 219V218H6ZM15 219H18L17 217L15 218ZM42 219H43V217H42ZM41 219V220H42ZM104 219V218H103ZM121 219V218H120ZM124 219V218H123ZM257 219V218H256ZM12 221H13V219H11ZM106 220V219H105ZM114 220H115V218H114ZM126 220V219H125ZM253 220V219H252ZM132 222L133 221H135L134 219L133 220H131ZM143 221V220H142ZM142 221L141 222H136V223H142ZM242 221V220H241ZM244 221V220H243ZM17 222V221H16ZM76 222V221H75ZM155 222H156V220H155ZM209 222V223H208ZM222 222H223V224H222ZM4 223V222H3ZM36 223V222H35ZM72 223V222H71ZM152 223H154V222H152ZM81 224H83V223H81ZM84 224H85V222H84ZM84 224H83V226H84ZM135 224V223H134ZM209 224H211L212 226L211 227H209L210 225ZM231 224H232V222H231ZM231 224H229V225H231ZM255 224V223H254ZM42 225V224H41ZM50 225V224H49ZM58 225H59V223H58ZM58 225H57V227H58ZM114 225V224H113ZM142 225V224H141ZM234 225H236V224H234ZM25 226V225H24ZM158 226V225H157ZM161 226H159V227H161ZM163 226V227H164ZM251 226V225H250ZM31 227V226H30ZM39 227V226H38ZM51 227V226H50ZM55 227H56V224H55ZM85 227V226H84ZM232 227H233V224H232ZM246 227V226H245ZM252 227V226H251ZM250 227V228H251ZM254 227H256L255 225H254ZM44 228V227H43ZM78 228L79 229H77V230H80V227L78 226ZM231 228V227H230ZM244 228V227H243ZM23 229V228H22ZM58 229V228H57ZM61 229V228H60ZM86 229V228H85ZM205 229H203V230H205ZM239 229H242V227L241 228H239ZM254 229V228H253ZM13 230V229H12ZM33 230V229H32ZM34 230H36V229H34ZM44 230V229H43ZM156 230V229H155ZM163 230V229H162ZM164 230H166V229H164ZM207 230V231H208ZM233 230V229H232ZM232 230L230 231V232H232ZM236 230V229H235ZM238 230V229H237ZM37 231H38V229H37ZM51 230H49V232H50ZM55 231H56V228H55ZM64 231V230H63ZM240 231V230H239ZM23 232V231H22ZM44 232V231H43ZM77 232V231H76ZM161 232H163V231H161ZM160 232V233H161ZM167 232V231H166ZM187 232V233H188ZM204 232V231H203ZM205 232H206V230H205ZM222 232V233H221ZM229 232V231H228ZM236 232V231H235ZM238 232V231H237ZM236 232V233H237ZM247 232V231H246ZM255 232V231H254ZM13 233V232H12ZM11 233V234H12ZM16 233H18V231L17 232H14V235L12 234V237L14 236V237H18V235L16 234ZM57 233V232H56ZM79 233V232H78ZM131 233V232H130ZM188 233V234H189ZM192 233V234H191ZM198 233V234H197ZM234 233V232H233ZM232 233V234H233ZM248 233V232H247ZM246 233V234H247ZM59 234V233H58ZM58 234H56V235H58ZM201 234H202V232H201ZM219 234V235H220ZM6 235H7V233H6ZM52 235V234H51ZM60 235V234H59ZM62 235V234H61ZM77 234H75V236H76ZM203 235V234H202ZM226 235V234H225ZM228 235H229V233H228ZM238 235V234H237ZM240 235H242V233L240 234ZM244 235H245V232H244ZM38 236V235H37ZM78 236V235H77ZM80 236V235H79ZM85 236V235H84ZM234 236H236V234L234 235ZM246 237H247V235H245ZM250 236V235H249ZM58 237V236H57ZM174 237V236H173ZM213 237V236H212ZM223 237V236H222ZM230 237H233V236H230ZM29 237L27 236V239H28ZM68 238V237H67ZM84 238H86V237H84ZM84 238L82 237L81 239L82 240H84ZM124 238V237H123ZM135 238V237H134ZM169 238V237H168ZM198 238V237H197ZM196 238V239H197ZM201 238V237H200ZM205 239H206V237H204ZM227 238V237H226ZM239 238L240 237H238V240H239ZM249 237H247V239H248ZM87 239V238H86ZM175 239V238H174ZM173 239V240H174ZM201 239H203V237L201 238ZM208 239V238H207ZM213 239H215V238H213ZM216 239H219V238H216ZM245 239V238H244ZM252 239V238H251ZM14 240V239H13ZM64 240V239H63ZM78 240V239H77ZM122 240V239H121ZM170 240L172 241V237H170ZM220 240V239H219ZM235 240H237V239H235ZM237 240V241H238ZM51 241H54V243L56 242L55 240H51ZM61 241V240H60ZM66 241V240H65ZM209 241V240H208ZM218 241V240H217ZM248 241V240H247ZM255 241V240H254ZM258 241V240H257ZM18 242V241H17ZM14 243V242H12V239H11V237H9V236H7V237H5V235L4 236H2V237H0V259L3 257V256H5L6 254V250H9L10 252H12V253H19V252H21L24 248H23V246L22 245H20L19 243ZM32 242V241H31ZM46 242V241H45ZM78 242H81V241H78ZM83 242V241H82ZM213 242V241H212ZM50 243H53V242H50ZM87 243V242H86ZM240 242H238V244H239ZM35 243H33V246H29L30 248H33L34 250H32V252H30V250H28V249H25V250H28V252H30V253H28L27 255L26 254H24V255H26L25 256V258H27V260L25 261V262H21V261H19V264H43L42 262H44V261H42V260H44L43 258H42V260H40V261H38L39 260V258H40V256L38 255V249H39V246L41 245V244H39V246H36V245H38V244H36V245H34ZM56 244V243H55ZM88 244V243H87ZM210 244H211V242H210ZM27 245V244H26ZM29 245V244H28ZM27 245V246H28ZM31 245H32V243H31ZM53 245V244H52ZM81 245L82 244H77L76 246H75V248L73 249V250H70L72 253L74 252H77L76 253V257H74L73 259L71 258V256H68V254L65 252V250H63V249H60V250H54V248L52 249V251L54 250V251H57L56 252V257H54L55 259H56V263L57 264H77V262L76 261H78L79 260V258H78V254L80 253L79 252V250L77 251V249H79L80 247H81ZM235 245V244H234ZM49 246H50V244H49ZM85 246H87V245H85ZM206 246H208L207 244H206ZM210 246H212V245H209V248H210ZM35 247V248H34ZM52 247V246H51ZM59 246L56 244V248H58ZM61 247V246H60ZM83 248V247H82ZM85 248V247H84ZM167 248V247H166ZM204 248V247H203ZM71 249V248H70ZM69 250V249H68ZM86 250V249H85ZM6 251V252H5ZM42 251V250H41ZM5 252V253H4ZM79 252V253H78ZM207 252V251H206ZM23 253H24V251H23ZM40 253V252H39ZM54 253V252H53ZM69 253V252H68ZM21 254V253H20ZM80 254H83V253H80ZM22 256V255H21ZM68 258V259H67ZM4 259V258H3ZM18 260V259H17ZM46 262V261H45ZM226 262V261H225ZM229 262V261H228ZM233 262V261H232ZM0 264H2V263H0ZM14 264V263H13ZM232 264V263H231ZM253 264V263H252Z\"/></svg>",
  "mask_w": 264,
  "mask_h": 264
}]
</instances>
